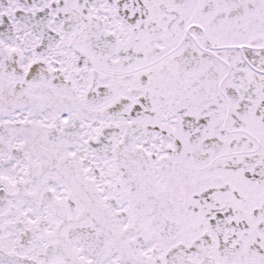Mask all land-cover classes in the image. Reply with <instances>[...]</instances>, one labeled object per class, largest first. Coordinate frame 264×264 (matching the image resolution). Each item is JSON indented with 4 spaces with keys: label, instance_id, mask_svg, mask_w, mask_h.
Returning <instances> with one entry per match:
<instances>
[{
    "label": "snow or ice",
    "instance_id": "obj_1",
    "mask_svg": "<svg viewBox=\"0 0 264 264\" xmlns=\"http://www.w3.org/2000/svg\"><path fill=\"white\" fill-rule=\"evenodd\" d=\"M0 264H264V0H0Z\"/></svg>",
    "mask_w": 264,
    "mask_h": 264
}]
</instances>
